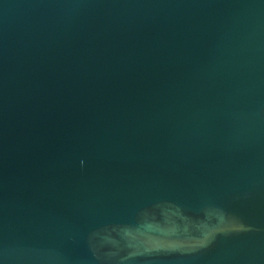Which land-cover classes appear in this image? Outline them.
<instances>
[{
	"label": "water",
	"instance_id": "95a60500",
	"mask_svg": "<svg viewBox=\"0 0 264 264\" xmlns=\"http://www.w3.org/2000/svg\"><path fill=\"white\" fill-rule=\"evenodd\" d=\"M0 264H264V0H0Z\"/></svg>",
	"mask_w": 264,
	"mask_h": 264
}]
</instances>
